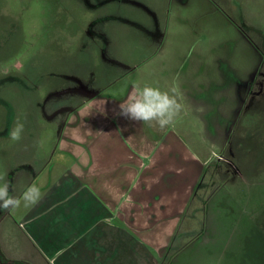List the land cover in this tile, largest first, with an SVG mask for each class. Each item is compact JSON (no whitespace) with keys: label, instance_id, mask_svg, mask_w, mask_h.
I'll return each mask as SVG.
<instances>
[{"label":"crops","instance_id":"obj_1","mask_svg":"<svg viewBox=\"0 0 264 264\" xmlns=\"http://www.w3.org/2000/svg\"><path fill=\"white\" fill-rule=\"evenodd\" d=\"M161 1L164 24L146 13L149 21L135 37L123 33L128 22L136 26L135 17L116 18L107 36L75 34L85 39L79 56L68 72L58 69L53 89H69L66 99L55 94L56 107L66 109L56 156L44 162L35 157L39 145L28 144L33 157L10 169L14 196L33 183L42 196L0 217V245L9 241L5 233L22 234L29 244L23 256L5 254L9 264L166 263L216 154L220 128L242 121L251 99L264 98L257 46L264 45L260 31L252 35L257 24L246 9L252 0ZM187 16L197 23L174 40ZM134 83L175 88L183 109L173 124L160 130L119 115ZM8 217L16 227L2 231Z\"/></svg>","mask_w":264,"mask_h":264},{"label":"rangeland","instance_id":"obj_2","mask_svg":"<svg viewBox=\"0 0 264 264\" xmlns=\"http://www.w3.org/2000/svg\"><path fill=\"white\" fill-rule=\"evenodd\" d=\"M162 7L161 0H0V175L4 177L0 184H12L10 169L15 164L24 166L22 158L33 157L29 145H39L35 157L44 162L56 156L55 145L64 127L59 118L66 115V109L56 107L55 94L66 99L69 89L65 85L54 91L55 82L58 69L68 72L79 56V43L85 39L75 38V34L107 36L116 18L125 22L135 17L136 26L128 22L130 26L123 31L125 37H135L139 25L149 21L142 16L146 13L164 24ZM246 9L253 17L250 20L257 24L251 33L260 31L264 45V0H252ZM197 17L213 24V18L202 14ZM177 23L174 19V26ZM194 23L196 20L187 16L183 24L180 22L181 31L174 40H180L185 26ZM195 38L188 36L186 40ZM120 43L123 48L124 41ZM256 92L259 95V90ZM247 108L251 113H263V96L257 101L251 99ZM244 114L245 111L240 123L220 128L216 154L168 254L172 264H264V147L259 144L264 132L256 131L264 125L260 124L261 114L243 120ZM17 120L24 130L19 141H12L8 133ZM241 134L254 138L256 148L242 152L235 139ZM250 139H244L245 143L250 144ZM249 152L252 158H244ZM3 214L2 211L0 217ZM15 227L8 217L2 231ZM187 229L192 233L186 234ZM1 234L0 227V239ZM7 234L3 236L8 243L0 245V264H9L5 254L12 258L28 250L22 234Z\"/></svg>","mask_w":264,"mask_h":264},{"label":"clouds","instance_id":"obj_3","mask_svg":"<svg viewBox=\"0 0 264 264\" xmlns=\"http://www.w3.org/2000/svg\"><path fill=\"white\" fill-rule=\"evenodd\" d=\"M119 115L142 122L149 126H158L160 130L174 123L180 115L183 105L180 103L175 88L162 90L159 87L134 83L127 98L119 105ZM24 125L18 120L9 130L8 136L12 141H19ZM4 177L0 175V181ZM41 188L33 183L27 187L20 197L10 194L7 182L0 184V209L16 211L21 207L27 208L35 205L41 199Z\"/></svg>","mask_w":264,"mask_h":264},{"label":"trees","instance_id":"obj_4","mask_svg":"<svg viewBox=\"0 0 264 264\" xmlns=\"http://www.w3.org/2000/svg\"><path fill=\"white\" fill-rule=\"evenodd\" d=\"M237 24H239L240 25V27L244 30V32L245 33H247V34H249L248 36H250V33L240 24V23H237ZM250 38H251V36H250ZM257 45V44H256ZM258 47H260V50L263 52V54H264V50H263V48L261 47V45H257ZM248 108H246L245 109V114L243 115V120H244V118L245 119H248L249 118V116L251 117V116H254V115H258V114H261V116H262V119L260 120V124L261 125H264V115H263V113H261L260 111L259 112H253V113H251V112H249L248 110H247ZM248 115V116H247ZM245 116H247V117H245ZM242 119V118H241ZM241 121H239V123H240ZM253 131H254V129H253ZM252 131V132H253ZM256 131H260V134L261 133H263L264 132V126H262L261 127V129H258V130H256ZM244 134H241V135H238V136H236V141L238 142V146L240 147V149L242 150V152L244 151V150H246V149H248V148H251L252 150L253 149H255L256 148V144H255V141H254V138H252L250 135H246V136H243ZM251 138L250 139V144H248V143H245V140L244 139H246V138ZM261 143V144H260ZM259 144H260V148H261V146H262V148L264 147V136H263V138L261 139V141L259 142ZM17 154V153H16ZM243 157L244 158H248V159H250V158H252V156L250 157V152L249 153H245V155H243ZM18 162V161H17ZM20 163V162H19ZM15 166L16 167H13V168H17V167H19L18 166V164H15ZM21 166V165H20ZM210 166V165H209ZM206 173V171L204 172V174ZM10 174V173H9ZM12 186V185H11ZM10 185H9V188H10V194L11 195H15V194H17V192L13 189V187H11ZM14 192V193H13ZM4 212L5 210H2V209H0V214H1V212ZM168 257H167V260H166V263H163V264H168Z\"/></svg>","mask_w":264,"mask_h":264}]
</instances>
